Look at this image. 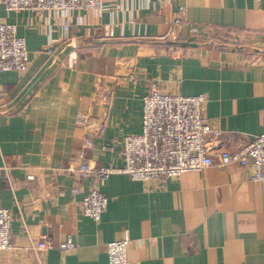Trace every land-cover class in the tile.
Returning a JSON list of instances; mask_svg holds the SVG:
<instances>
[{
    "label": "crops",
    "instance_id": "obj_1",
    "mask_svg": "<svg viewBox=\"0 0 264 264\" xmlns=\"http://www.w3.org/2000/svg\"><path fill=\"white\" fill-rule=\"evenodd\" d=\"M103 3L35 14L0 0V21L16 25L30 53L23 73L0 70V203L14 218L0 264H108L106 242L120 238L129 239L130 264H264V181L249 169L208 165L155 182L112 173L98 182L107 205L95 221L81 210L93 182L80 177L76 155L85 135L76 117L87 112L94 129L104 127L84 147L90 165H123L122 138L141 132L142 98L154 79L207 97L219 146L264 133V50L247 55L210 42L225 38L213 30L228 29L264 46V0ZM180 6L185 22L172 30ZM191 24L203 29L199 38ZM167 39L200 45L175 48ZM67 237L75 248L58 247ZM40 239L51 244L41 261L31 249Z\"/></svg>",
    "mask_w": 264,
    "mask_h": 264
},
{
    "label": "built area",
    "instance_id": "obj_2",
    "mask_svg": "<svg viewBox=\"0 0 264 264\" xmlns=\"http://www.w3.org/2000/svg\"><path fill=\"white\" fill-rule=\"evenodd\" d=\"M8 9L46 13L60 11L68 13L82 9H102L103 0H3ZM184 8L177 9L172 24L180 27L184 24ZM66 33L69 22L62 24ZM203 29L191 24L193 35L201 34ZM216 34V30H213ZM47 52L55 55L52 46ZM30 63V53L25 39L17 34L14 23L0 21V70H14L23 73ZM207 97L200 93L185 95L177 91L162 88L154 79L149 82V89L142 98V130L139 133H126L121 142L124 156L123 165L92 166L85 155L84 147L94 146L95 135L101 134L104 127L93 128L87 112H80L76 117L85 129L83 146L76 153L78 173L82 178H91L93 185L81 198L83 214L99 221L107 205L106 195L99 189L98 182L112 173H125L136 180L155 182L161 177H177L190 170H199L208 165L225 168L238 165L249 169L251 179L264 181V133L250 138L233 149L219 146L216 139L221 131L205 115ZM11 184V179L8 177ZM79 191L72 186L71 192ZM13 213L0 203V253L12 248L11 227ZM128 238L106 242L108 264H130L127 256ZM51 247L50 243L40 239L31 243L32 252L41 261V253ZM63 250L75 248L70 237L58 245Z\"/></svg>",
    "mask_w": 264,
    "mask_h": 264
},
{
    "label": "rangeland",
    "instance_id": "obj_3",
    "mask_svg": "<svg viewBox=\"0 0 264 264\" xmlns=\"http://www.w3.org/2000/svg\"><path fill=\"white\" fill-rule=\"evenodd\" d=\"M177 29V26L175 24H172V30ZM204 30H207L204 28ZM217 35H223L225 38L221 39H213L214 43L220 46L229 47L232 49H243L244 52H246L247 55L253 54L256 49L264 50L263 44H258L256 42H245L244 40L239 39L238 35L233 30L228 29H217L216 30ZM200 35V34H199ZM199 35H195V37L199 38ZM209 40V39H208ZM95 166V165H94Z\"/></svg>",
    "mask_w": 264,
    "mask_h": 264
},
{
    "label": "water",
    "instance_id": "obj_4",
    "mask_svg": "<svg viewBox=\"0 0 264 264\" xmlns=\"http://www.w3.org/2000/svg\"><path fill=\"white\" fill-rule=\"evenodd\" d=\"M167 42H175L181 46H190V47H197L200 45L199 41H192V40H186V39H178V40H169L167 39ZM213 43V41H210Z\"/></svg>",
    "mask_w": 264,
    "mask_h": 264
},
{
    "label": "trees",
    "instance_id": "obj_5",
    "mask_svg": "<svg viewBox=\"0 0 264 264\" xmlns=\"http://www.w3.org/2000/svg\"><path fill=\"white\" fill-rule=\"evenodd\" d=\"M167 46H172V47H181V48H187L188 46H181V45H179V44H177V43H175V42H167V44H166Z\"/></svg>",
    "mask_w": 264,
    "mask_h": 264
}]
</instances>
